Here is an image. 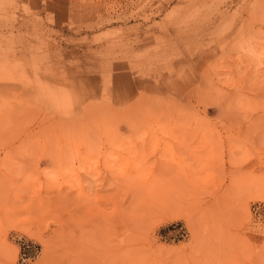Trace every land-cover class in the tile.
<instances>
[{
    "label": "rangeland",
    "instance_id": "rangeland-1",
    "mask_svg": "<svg viewBox=\"0 0 264 264\" xmlns=\"http://www.w3.org/2000/svg\"><path fill=\"white\" fill-rule=\"evenodd\" d=\"M0 264H264V0H0Z\"/></svg>",
    "mask_w": 264,
    "mask_h": 264
}]
</instances>
